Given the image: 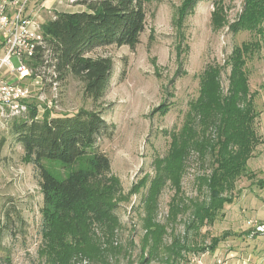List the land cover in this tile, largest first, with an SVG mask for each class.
I'll return each instance as SVG.
<instances>
[{"label":"trees","instance_id":"16d2710c","mask_svg":"<svg viewBox=\"0 0 264 264\" xmlns=\"http://www.w3.org/2000/svg\"><path fill=\"white\" fill-rule=\"evenodd\" d=\"M146 1L79 0L84 10L53 11L42 23V35L58 79L71 75L80 80L84 96L97 103L104 95L113 62L91 53L112 45L134 49L144 31ZM198 1L182 0L179 27ZM212 6L213 30L228 25L233 33L248 31L254 37L235 44L223 64L206 65L199 74L197 96L188 102L180 127L168 132L166 153L153 159L154 174H145L129 193H122L119 180L111 174L109 156L96 145L112 128L99 111L79 109L52 116L45 112L39 119L28 116L8 124L33 167L42 196L36 264H78L81 258L87 260L85 264H110V260L121 264L118 256L129 257L133 242L123 245L117 240L121 221L116 209L142 188L146 189L141 202L143 234L136 264H183L187 253L213 251L229 234L212 236L207 245H201L175 233L185 214V233L215 221L224 206L232 203L237 179L255 174L248 161L262 141L255 128L259 113L246 63L259 53L264 41V0H242L231 23L225 0H212ZM226 68L227 86L223 88L221 74ZM159 109L164 114L168 106L162 103ZM191 156L206 166L196 177L201 197H187L182 186ZM258 182L264 187V180ZM167 187L172 194L160 222L159 197ZM3 263L11 264L9 253Z\"/></svg>","mask_w":264,"mask_h":264},{"label":"rangeland","instance_id":"374dc122","mask_svg":"<svg viewBox=\"0 0 264 264\" xmlns=\"http://www.w3.org/2000/svg\"><path fill=\"white\" fill-rule=\"evenodd\" d=\"M229 23L241 10L242 0H225ZM182 0H147L146 19L140 42L134 49L127 46H107L95 49L93 57H110L112 73L97 102L84 96L82 82L71 75L60 80L59 97L49 107L50 93L40 99L39 114L50 116L60 113L74 114L79 109L97 110L104 121L112 125L110 135L101 137L97 146L111 160V174L119 182L123 194L129 193L146 174H154L153 159L163 156L168 148V132L180 127L188 102L198 93L199 74L207 64H223L232 47L254 37L252 32L233 33L228 25L213 30L210 14L212 0H200L193 12L185 16L178 26V9ZM55 10L84 9L82 4L54 0ZM40 20L53 16L50 8H40ZM264 26V25H263ZM250 91L255 93V128L261 143L248 161L255 173L251 177L237 179L232 203L226 204L212 224L205 223L199 229L184 232L182 215L175 233L189 242L207 245L210 237L229 234L215 250L189 252L183 264H212L217 259L226 264H264V41L259 51L246 63ZM226 68L221 74L223 88L227 86ZM167 104L166 113L159 107ZM0 264L9 253L11 264L38 263L40 244V207L42 196L32 165L23 155L21 146L14 140L9 126L0 132ZM206 171L195 156H191L183 176L182 186L187 197L201 195L196 177ZM146 189L129 195L119 204L116 212L121 221L117 240L128 245L132 240L131 255L118 256L121 264H136L139 255L141 228V202ZM172 194L165 188L159 197L157 219L164 221L168 201ZM199 194V195H198ZM261 227V230L258 229ZM170 239L168 235L166 241ZM195 260H192V259ZM200 259V263L196 262ZM85 258L81 263L85 264ZM110 260V264H114ZM89 264V263H88ZM150 264H159L156 261Z\"/></svg>","mask_w":264,"mask_h":264},{"label":"built area","instance_id":"2783aa9c","mask_svg":"<svg viewBox=\"0 0 264 264\" xmlns=\"http://www.w3.org/2000/svg\"><path fill=\"white\" fill-rule=\"evenodd\" d=\"M66 1L79 4V0ZM32 3L33 0H0V132L13 119L42 118L38 109L47 91L49 107L59 97L58 73L44 47V19H39L42 6ZM196 262L200 263V259ZM212 264L226 263L217 259Z\"/></svg>","mask_w":264,"mask_h":264},{"label":"crops","instance_id":"0c3cea01","mask_svg":"<svg viewBox=\"0 0 264 264\" xmlns=\"http://www.w3.org/2000/svg\"><path fill=\"white\" fill-rule=\"evenodd\" d=\"M53 1L54 0H33V6H35V5H40V6H42V7H45V8H50L51 10H53V11H67V12H74V11H81V10H84L85 9V7H84V9H76V8H74V9H71V10H68V9H66V10H55V9H52V6H51V4L53 3Z\"/></svg>","mask_w":264,"mask_h":264}]
</instances>
